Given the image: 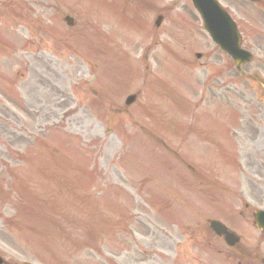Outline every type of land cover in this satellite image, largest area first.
I'll list each match as a JSON object with an SVG mask.
<instances>
[{"label": "rangeland", "instance_id": "374dc122", "mask_svg": "<svg viewBox=\"0 0 264 264\" xmlns=\"http://www.w3.org/2000/svg\"><path fill=\"white\" fill-rule=\"evenodd\" d=\"M0 1V256L7 264H204L200 234L217 215L228 217V210L209 208L197 197L210 198L213 185L226 180L207 170L213 163L198 167L189 157L202 160L203 153L195 145L179 149L173 135L184 121L181 98L205 90L198 78L214 73L211 60L223 58L219 51L197 30L192 36L181 31L183 18L174 28L177 14L165 10L167 0L138 10L127 1L110 13L95 0ZM66 16L75 27L66 25ZM195 53L205 55L197 60ZM179 58L188 70L175 67ZM230 71L221 74H235ZM199 91L197 98L191 94L193 108L200 107L196 115L211 111L198 104ZM133 94L137 103L127 108ZM214 125L203 120V129ZM240 152L230 150L234 165L240 156H255L242 170L260 172L264 184V166L257 163L264 161V145L244 144ZM127 156H133V170L122 162ZM49 165L53 186L71 192L70 200L39 193ZM188 165L207 179L192 178ZM28 190L46 205L29 209ZM226 206L237 216L242 208L230 199ZM33 221V231L22 225ZM28 233L42 241L27 245ZM48 238L64 241L66 255H57Z\"/></svg>", "mask_w": 264, "mask_h": 264}, {"label": "flooded vegetation", "instance_id": "af4514ba", "mask_svg": "<svg viewBox=\"0 0 264 264\" xmlns=\"http://www.w3.org/2000/svg\"><path fill=\"white\" fill-rule=\"evenodd\" d=\"M238 6L236 5V9ZM225 81L220 80H210L206 81V85L208 88V97L207 93H204V96L201 98L200 102H204L203 100H207L208 102L214 103H222L229 102V99L231 97H227L225 95V92L223 91L221 94V88H223V84ZM226 86H224L225 90ZM217 89V90H216ZM219 90V91H218ZM190 127L187 136H193L194 129L193 124H188ZM221 142H223L220 139ZM198 142H200L198 145H209L211 141L207 139V137L204 136L203 138H199ZM204 143V144H203ZM213 145V142H212ZM215 145V144H214ZM174 155L178 157L177 152H174ZM188 168L190 169V172L194 175L196 174L197 177H200L201 174H199L195 168H193L191 165H188ZM254 173V172H252ZM246 194L249 196V199L251 201L260 203L263 199V193L261 191V187L259 186L258 181L256 178L249 180V187L246 188ZM243 197L241 198V200ZM244 206L246 210H250V207L247 203H244ZM249 214V213H248ZM243 215V214H242ZM255 216V212L253 214ZM237 227H234L228 229L231 232H236V235L239 238V241L236 242L233 247H229L226 242L225 238L215 236L211 231L209 233L204 234V242L207 244L208 249L213 248V253L216 254V257H214V264H219L220 257L223 264H264V234L259 231L256 228L254 219H245V220H237ZM245 232H251V239H249V236H245ZM257 234H254V233ZM215 240V241H214ZM214 242V243H213ZM222 244L223 248H219L217 246H212L213 244ZM209 255V254H208Z\"/></svg>", "mask_w": 264, "mask_h": 264}, {"label": "water", "instance_id": "95a60500", "mask_svg": "<svg viewBox=\"0 0 264 264\" xmlns=\"http://www.w3.org/2000/svg\"><path fill=\"white\" fill-rule=\"evenodd\" d=\"M218 15L220 16V18L218 16V20H219V23L221 24L222 23V18H224V16H222V14H218ZM209 17L212 18L213 15H209ZM207 28L211 32L212 37L215 40V42H217L219 45H221L223 47V49H225V50L227 49V51L229 50L230 53L237 52L235 50L233 51V48L231 50V48H229V45H227L226 42L224 41V37L227 35L226 31H221V34L217 33L216 30H215V27H212V26L208 25V23H207Z\"/></svg>", "mask_w": 264, "mask_h": 264}]
</instances>
